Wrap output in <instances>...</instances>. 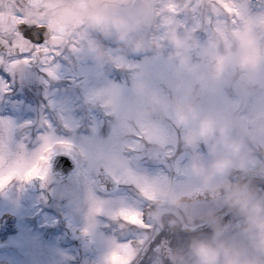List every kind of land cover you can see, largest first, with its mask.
Returning <instances> with one entry per match:
<instances>
[{
    "label": "rangeland",
    "instance_id": "1",
    "mask_svg": "<svg viewBox=\"0 0 264 264\" xmlns=\"http://www.w3.org/2000/svg\"><path fill=\"white\" fill-rule=\"evenodd\" d=\"M153 1L130 0V6L144 5V15L134 39L147 46L161 43L169 57L144 58L139 63L141 74L135 77L110 71L114 80L123 85L101 77L97 69L83 63L80 71L86 76L78 84L81 101L102 106L104 115L109 118L94 119L93 124L80 119L69 97H59L48 104L50 121L58 123L59 128L48 122L45 131L35 132L33 137L32 166L38 162L47 143L53 145V152L45 165V192L34 195L32 211L40 217L41 203L47 204L49 212L44 216H48L49 224L55 225L58 216L63 224L62 230L74 238L66 242H77V250L90 252L82 258L85 264L111 261L116 252L110 250L117 249L118 245L112 234L132 226L120 216L121 211L137 212L142 220L145 213L149 224H153L152 218L161 223L168 215L173 216V222L167 223H175L177 238L176 242L170 241L185 245L186 233L182 228L193 229V216L196 218L195 229L200 228L204 225L201 218L206 215L190 214L188 203L208 194L192 177L190 161L198 156L206 166L211 165L225 155V136L244 143L251 160L249 168L264 164V69L253 73L242 65L233 64L241 50L226 31L230 23L233 25L232 36L242 34V30L236 27L243 20L240 8L231 4V0H197L191 10L180 5L173 8L167 3L155 11ZM225 4L232 9L231 12ZM250 4L252 6L248 7ZM246 6L253 14H264V0H247ZM225 13L227 20L221 18ZM154 20L158 22V36L152 34ZM169 24L173 28L180 26L177 32L184 45L183 52L189 60V67L194 70L182 67L173 58L176 49L172 51L166 46ZM214 36L222 38V47H213ZM126 45L135 51V43ZM68 51L77 57V48L70 47ZM111 60L114 65L134 64L124 60L119 51H113ZM63 70V77L73 72L67 68ZM177 104L193 110L197 118L181 124L175 114ZM36 113L40 119L41 109ZM204 122L212 126L210 138L201 135ZM218 131H224L223 135L214 137ZM63 144L71 147H63ZM1 147H5L3 141ZM58 153L69 154L75 160L77 170L66 180L56 182L50 161ZM185 157L190 159L182 161ZM144 163L161 165V168H148ZM100 172H107L114 178L117 183L114 191L107 193L99 188L97 176ZM237 173L241 171L234 170L229 181L230 178L236 179ZM257 173L264 176V167L258 168ZM166 186L178 191L185 199L184 213L157 206L160 192ZM198 206L195 204L196 208ZM9 208L18 214L25 211L23 206L15 203ZM156 232V224L151 225L139 235V239L149 243ZM168 234L163 231L162 242L169 238ZM51 236V230L43 237L36 231L28 236L22 234L21 246L27 248L26 243L31 244L30 264H55L59 257L67 254L68 251L57 247V241Z\"/></svg>",
    "mask_w": 264,
    "mask_h": 264
},
{
    "label": "flooded vegetation",
    "instance_id": "2",
    "mask_svg": "<svg viewBox=\"0 0 264 264\" xmlns=\"http://www.w3.org/2000/svg\"><path fill=\"white\" fill-rule=\"evenodd\" d=\"M196 1L154 0L152 8L158 11L163 4L168 3L173 8L180 5L187 6L191 10L196 6ZM120 4H124L125 6L131 5L130 0H91V6L108 7L112 10H117ZM84 6L83 4L81 5V7ZM249 6L251 7L252 5L250 4ZM12 16V14L7 16L0 14V17H3L6 21ZM26 21L29 24L21 25V30L19 31L24 41L23 48L15 46L17 37L10 30L11 24L6 25V28L2 30L4 35L0 34V172L3 174H7L9 170L15 168L17 165H21L24 169L32 167L33 137L35 132L38 134L43 133L48 122L59 128L58 123L55 124V122L50 121L52 117L50 116V106H48L49 102L51 103L56 98H66L68 96L69 102L76 109L77 117L84 120L87 119L90 123L94 119L108 117L104 115L106 113H103L104 108L102 106H98L94 102L81 101L82 98L79 96L78 84L86 76L80 71L83 63L97 69L101 73V77L105 76L113 81L114 77L110 71L122 72L129 77H135V75L141 74L142 67L139 63L144 58L156 57L158 55L165 58L169 57L166 48L161 43L159 47L157 45H145L143 51H131L126 43L114 38H106L102 34L96 33L95 39L99 46L109 54L107 63H100L95 60L96 64L91 58H82L78 55L74 57L68 51L70 47L77 48V46L75 41L69 42L66 38V25L62 21L49 20L45 24L43 14L39 19H26ZM157 25L158 22L154 20V27L152 29L154 36L160 35V31H156ZM170 27L173 28L171 24L168 25V29ZM174 29L177 31L178 26L175 25ZM53 37L56 38L55 43L52 40ZM65 44H69L70 47L65 49ZM167 45L172 51L175 48L169 36L166 38ZM152 47L157 49L156 53L150 54L146 52V50ZM113 51H119L124 60L127 62L131 61L134 64L131 66H126V64L114 65L111 60L113 59ZM13 64H16V67H13ZM57 66L61 67L57 69ZM62 67L73 71L71 72L72 74L66 73L65 77H63L64 70ZM56 70L57 72L54 73ZM49 72L57 75L54 76L56 78L49 75ZM114 81L116 85L124 84L118 80ZM39 108L41 109L40 119L36 113ZM3 120L4 122H2ZM34 121H37L35 125ZM2 141L5 144L4 148L1 147ZM59 154L67 153H58L57 155ZM189 159V157H185L182 161L187 162ZM50 162L52 171V159ZM75 165L77 170L76 162ZM144 166L154 169L161 168V165L149 163H144ZM263 167L264 164L256 165L255 169L249 168V172L251 171V174L256 173L258 168ZM248 174L250 173H237L235 175L236 179L231 180L230 178V181L233 184L246 183L259 195L264 194V179L250 178L243 181V175ZM260 176L262 175L260 174ZM34 179L40 178H33L31 181L22 180L21 183V179L16 178L3 189H0V264L32 263L30 258V249L32 250L31 244L26 243L27 248H24L19 243L22 239V234L26 233L28 236L30 233L36 231L43 237L49 230L52 231L51 237L57 241V247L61 250L68 251L66 255L59 257L54 262L55 264H85L82 258H86L90 252L77 250V242H66L67 239L74 240V238L67 236L65 229L64 231L62 230L61 226L63 224L58 216L55 217V225L49 224L48 216H44L49 212V206L47 204L41 203L39 208L40 217L34 215L32 211L33 197L34 195L45 192L46 189L43 179H40L42 190L34 191L33 188L31 189L30 183ZM53 180L55 179L53 178ZM13 203L23 206L25 211L21 214L12 211L9 207ZM195 204L199 205V208H196ZM219 205L207 194L200 200H191L188 203V206H190L188 212L190 211V214L193 213L198 216L199 214H207L210 211L218 210L215 213L218 217L222 216L223 223L231 225L235 229L238 224L237 218L227 207ZM168 209L170 212L180 211L182 213L185 210L184 208L175 209L171 207ZM186 216L188 215L186 214ZM145 217L144 213V227L132 225L127 228H122L121 231H115L111 236L117 240L118 245L117 249L110 251L121 255L127 251L132 257L130 264H173V254L179 251V249L186 250L189 241L194 236L211 235V230L206 224L200 228H196L195 231L193 229L183 230L182 228V231L186 233L184 234L186 235L187 243L185 245L172 243L170 240L176 242L177 231L175 229L177 226L175 223L168 224L167 222H173V216L168 215L167 219L161 223L154 221V218L151 217L153 224L146 223ZM154 224L157 226V232L153 239L149 243L141 242L139 235L145 232L146 228L149 229ZM164 230L169 232V238L162 242ZM26 239L28 242V237ZM77 253L79 254L77 255ZM107 264H112V261L107 262Z\"/></svg>",
    "mask_w": 264,
    "mask_h": 264
},
{
    "label": "clouds",
    "instance_id": "3",
    "mask_svg": "<svg viewBox=\"0 0 264 264\" xmlns=\"http://www.w3.org/2000/svg\"><path fill=\"white\" fill-rule=\"evenodd\" d=\"M231 2L243 14V20L236 26L242 30L240 36H232V24L226 26L227 33L241 50V55L232 63L255 73L264 69V14L251 13L246 6L247 0ZM82 4L85 6L81 7ZM0 14H23L26 19H39L43 14L45 24L49 20L62 21L66 25V38L69 42H76V55L100 63H107L109 54L99 46L95 39L96 33L127 44L135 43L137 51L145 48L143 41L137 42L134 39L144 15V5L120 4L117 10H112L91 6V0H0ZM221 18L229 19L226 13ZM0 34L4 35L2 30ZM168 34L176 49L173 58L182 67L194 70L189 67V60L184 55L180 34L171 27ZM212 44L214 48H220L223 40L214 36ZM69 47V44L64 45L65 49ZM175 114L181 124L191 123L197 118L193 110L179 104L175 106ZM212 134V126L208 122L202 123L201 135L210 138ZM223 146L225 155L211 165L206 166L198 156L193 157L190 161L191 175L214 201L234 214L238 224L234 229L223 223L215 212H208L201 218V222L209 227L211 235L194 236L186 250L173 254V264H264V196L256 193L248 184H233L228 179L236 169L244 173L249 171L251 160L244 143L225 136ZM157 206L183 209L185 199L178 191L166 186L160 192ZM191 219L195 231L196 218L193 216Z\"/></svg>",
    "mask_w": 264,
    "mask_h": 264
},
{
    "label": "snow or ice",
    "instance_id": "4",
    "mask_svg": "<svg viewBox=\"0 0 264 264\" xmlns=\"http://www.w3.org/2000/svg\"><path fill=\"white\" fill-rule=\"evenodd\" d=\"M225 8L231 12L232 9L225 4ZM16 7L19 8V5L17 4ZM10 21V23H9ZM11 24L10 30L12 33L17 37L16 41V47L23 48L24 47V41L23 37L20 35L19 28L21 25L29 24L23 14L20 15H13L10 17L7 21L0 17V30H3L6 28V25ZM42 27V26H40ZM53 42L55 43L56 38H52ZM47 51V49H45ZM27 62V61H26ZM18 63V62H17ZM13 67H16V64H13ZM49 75H54V73L49 72ZM63 147L70 148V145L63 144ZM53 152V145L50 143H47L42 150V154L39 157L38 162L27 169H24L21 165H17L15 168L9 170L7 174H3L0 172V189H3L6 185H8L13 179H21V180H27L31 181L33 178H45V165L48 163V160L50 159V155ZM120 216L127 222L132 225H139L141 227H144L143 220L139 213L134 211H121ZM132 257L131 255L126 251L123 255L119 253H114L111 261L112 264H130Z\"/></svg>",
    "mask_w": 264,
    "mask_h": 264
},
{
    "label": "water",
    "instance_id": "5",
    "mask_svg": "<svg viewBox=\"0 0 264 264\" xmlns=\"http://www.w3.org/2000/svg\"><path fill=\"white\" fill-rule=\"evenodd\" d=\"M182 2V0H180ZM21 30V26L19 31ZM223 134V131H218L214 135L220 136ZM76 170V165L73 158L67 154L56 155L52 159V176L56 181L66 180L72 173ZM97 183L100 189L106 192H111L117 187V183L114 178L107 172H100L97 176ZM31 189L34 191L42 190L41 180L34 179L30 183Z\"/></svg>",
    "mask_w": 264,
    "mask_h": 264
}]
</instances>
